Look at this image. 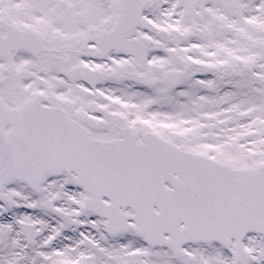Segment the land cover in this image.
Instances as JSON below:
<instances>
[{
	"label": "snow or ice",
	"instance_id": "6c2138e0",
	"mask_svg": "<svg viewBox=\"0 0 264 264\" xmlns=\"http://www.w3.org/2000/svg\"><path fill=\"white\" fill-rule=\"evenodd\" d=\"M0 264H264V0H0Z\"/></svg>",
	"mask_w": 264,
	"mask_h": 264
}]
</instances>
